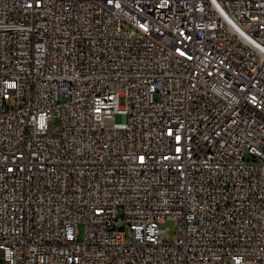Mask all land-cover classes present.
<instances>
[{
    "label": "built area",
    "instance_id": "2783aa9c",
    "mask_svg": "<svg viewBox=\"0 0 264 264\" xmlns=\"http://www.w3.org/2000/svg\"><path fill=\"white\" fill-rule=\"evenodd\" d=\"M0 257L264 264V0H0Z\"/></svg>",
    "mask_w": 264,
    "mask_h": 264
},
{
    "label": "rangeland",
    "instance_id": "374dc122",
    "mask_svg": "<svg viewBox=\"0 0 264 264\" xmlns=\"http://www.w3.org/2000/svg\"><path fill=\"white\" fill-rule=\"evenodd\" d=\"M55 115L56 114H54V117L51 119L50 125H52L54 127V132L57 133L59 130V121ZM175 227H176V224H175V221L173 219H166L164 221V223L160 224V228L162 230H167L168 238L166 240L168 242H173L175 239ZM126 233H127V236L129 237V230L128 229H126ZM82 235H83V227L80 225L78 227V240L82 239Z\"/></svg>",
    "mask_w": 264,
    "mask_h": 264
}]
</instances>
